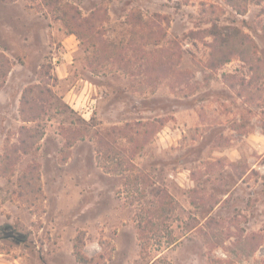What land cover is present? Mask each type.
Wrapping results in <instances>:
<instances>
[{
  "label": "rangeland",
  "instance_id": "1",
  "mask_svg": "<svg viewBox=\"0 0 264 264\" xmlns=\"http://www.w3.org/2000/svg\"><path fill=\"white\" fill-rule=\"evenodd\" d=\"M62 2L85 19L80 36L41 0H0V158L22 127L41 133L0 175V264H264L250 237L264 234V69L242 85L251 74L237 56L209 64L214 24L250 34L264 58V0H239L244 15L225 0ZM36 84L42 108L24 120ZM117 149L121 169L107 172ZM129 161L171 194L159 229L173 243L141 249L152 196L127 181ZM28 165L39 181L26 192ZM78 234L87 263L73 254Z\"/></svg>",
  "mask_w": 264,
  "mask_h": 264
},
{
  "label": "trees",
  "instance_id": "2",
  "mask_svg": "<svg viewBox=\"0 0 264 264\" xmlns=\"http://www.w3.org/2000/svg\"><path fill=\"white\" fill-rule=\"evenodd\" d=\"M44 5L50 8L55 15L61 19L67 29L71 33H75L77 36H80V33L77 30L78 26H82V22L85 19L81 16L80 11L72 7V13L65 9V3L62 0H41ZM226 4L231 6L238 14L244 15L246 13V7L239 2V0H225ZM82 19V20H81ZM210 35L213 38V43L210 50V59L209 64L211 67H219L220 65L228 62L233 56H237L242 62L248 66L249 80L245 83L241 82L242 85H247L252 82L253 75L258 71H263L264 69V58L257 54L256 45L247 32L238 27H231L223 32L217 25H213L210 30ZM7 72L4 69L1 73L5 75ZM231 86H233L231 84ZM39 88L41 92V86L36 84L33 86L27 87L22 96H21V105L20 110L24 120H29L30 118H35L39 115V112L42 108V105L37 98H32L31 95L35 91V88ZM137 125H145L147 123L136 122ZM41 133L37 131L28 130L25 127H22L20 133L19 144L15 149H10L9 152H5L0 158V175L9 177L13 174L14 164L16 163L18 156L17 152L21 151L23 153H28L31 150V147L36 139L40 138ZM134 137L131 136L130 141ZM134 140V139H133ZM99 147H101L102 142L99 139ZM99 153L101 149L99 148ZM121 149L113 151L112 154L108 153L107 158H111L114 161V164L111 166L106 162L102 161V167L107 172L118 173L121 169L122 162L119 161L116 157L118 154H123L120 152ZM117 159V160H116ZM131 165L132 174L131 177H127V181L131 184L132 188L142 197H145L147 193H151L152 196V209L151 214L148 210L147 215L139 214L137 218V229L139 234V244L143 251L146 250L147 245L150 243L151 239L154 236H162L164 241L171 244L174 242V237L172 235L171 228L167 224H164L165 233L160 231L159 225H163V217H168L170 212L173 210L174 203L171 194L168 192L167 188L159 186L156 182L146 173L143 172H133L134 164L129 161ZM36 167L33 165H28L24 171L18 175V183L21 187L25 188L26 192L31 190L33 184L39 181V175L36 172ZM35 183V184H36ZM36 190H40L39 185L35 187ZM162 217V218H161ZM162 233V234H161ZM10 235V234H7ZM253 239H256V245L261 244L264 246V234H251L250 236ZM16 242L25 241V236L17 235L14 237ZM84 241L82 235L78 234L73 243V254L75 259L80 263H87L90 259L83 253ZM159 260V259H158ZM157 260V261H158ZM155 260L152 261L154 263Z\"/></svg>",
  "mask_w": 264,
  "mask_h": 264
}]
</instances>
